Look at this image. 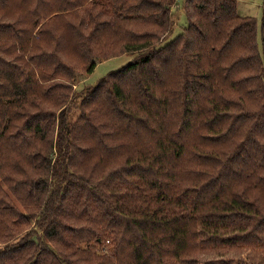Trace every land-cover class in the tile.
<instances>
[{
  "label": "trees",
  "instance_id": "obj_1",
  "mask_svg": "<svg viewBox=\"0 0 264 264\" xmlns=\"http://www.w3.org/2000/svg\"><path fill=\"white\" fill-rule=\"evenodd\" d=\"M178 5L0 0V264H264V18Z\"/></svg>",
  "mask_w": 264,
  "mask_h": 264
},
{
  "label": "rangeland",
  "instance_id": "obj_2",
  "mask_svg": "<svg viewBox=\"0 0 264 264\" xmlns=\"http://www.w3.org/2000/svg\"><path fill=\"white\" fill-rule=\"evenodd\" d=\"M239 4V12L243 16L254 17L258 21L259 28L261 27L263 18H264V0H236ZM184 0H178V7L176 8V12L178 14V24L174 33L171 34L166 40H164L157 48H160L180 34L188 27V20L182 11V4ZM138 56L137 52H130L122 57L111 59L109 61L103 62L99 64L95 71L88 77L86 83L80 84L79 90L84 89L85 92L88 89L97 85L101 80L106 78L108 75L112 73H116L122 70L124 67L130 65L136 57ZM110 241H107L104 245H95L94 243L89 246V249H95L99 253H107L109 251Z\"/></svg>",
  "mask_w": 264,
  "mask_h": 264
}]
</instances>
